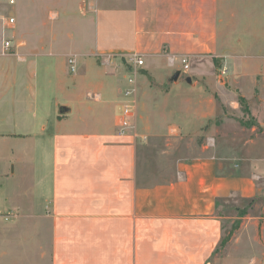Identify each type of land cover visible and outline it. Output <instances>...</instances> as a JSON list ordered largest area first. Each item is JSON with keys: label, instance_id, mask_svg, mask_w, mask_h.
<instances>
[{"label": "crops", "instance_id": "0c3cea01", "mask_svg": "<svg viewBox=\"0 0 264 264\" xmlns=\"http://www.w3.org/2000/svg\"><path fill=\"white\" fill-rule=\"evenodd\" d=\"M11 11L36 31L16 58L0 56V264H264V241L217 251L223 202L264 195L252 166L202 154L151 181L143 158L148 137L211 130L205 63L264 54V0H16ZM64 46V67L41 65ZM69 56L81 59L72 77ZM129 74L136 136L117 126Z\"/></svg>", "mask_w": 264, "mask_h": 264}, {"label": "rangeland", "instance_id": "374dc122", "mask_svg": "<svg viewBox=\"0 0 264 264\" xmlns=\"http://www.w3.org/2000/svg\"><path fill=\"white\" fill-rule=\"evenodd\" d=\"M16 20L13 36L25 43L18 48V52L15 51V55H0L1 57L16 58L27 45L26 35L36 31L34 25L31 29L29 25L23 24L20 17ZM52 21L50 18V27ZM64 50L65 46L58 52L55 60H44L41 65H52L55 72L57 68L64 67L65 63L61 62ZM246 51V48H239L236 53H240V56L210 57L206 61L205 64L210 67L207 73L210 79L205 83L210 85L206 87L213 95L216 107L215 116L205 121V128L210 127L211 130L203 132V135L178 132L171 136L148 137L144 142L143 155L145 179H170L177 159L211 153L228 157L230 162L244 168L250 169L252 166V170L260 175L257 180L264 188V54L248 55ZM227 54H232V50ZM183 57L190 63L187 56L178 57L179 61ZM88 59L91 61L93 57ZM80 60L77 58L75 73L81 68ZM68 73L69 77L74 74ZM185 73L187 72L182 71L181 77ZM129 77H133L136 84L135 74H129L125 77L122 88L127 84ZM219 210L225 216L221 241L229 234L233 225L236 227L227 242L232 239L264 241V195L248 201L231 198L223 202ZM9 220L11 219L5 221ZM225 245L217 249L220 256L226 255ZM255 251V256H260L263 255L264 249L256 247Z\"/></svg>", "mask_w": 264, "mask_h": 264}, {"label": "built area", "instance_id": "2783aa9c", "mask_svg": "<svg viewBox=\"0 0 264 264\" xmlns=\"http://www.w3.org/2000/svg\"><path fill=\"white\" fill-rule=\"evenodd\" d=\"M16 0H0V55L14 54L16 51V44L14 43L10 32L15 27V16L11 11V8L15 5ZM129 61L132 62L135 68L142 66L143 59L137 54H133L128 57ZM172 61V59H171ZM69 69L71 72H75V57L69 56L67 59ZM182 68L187 70L189 63L186 57L180 59ZM135 81L133 77L127 79V84L121 88L120 93V107L118 112V134L128 135L135 131L134 121V94H135ZM145 139V136L142 137Z\"/></svg>", "mask_w": 264, "mask_h": 264}, {"label": "trees", "instance_id": "16d2710c", "mask_svg": "<svg viewBox=\"0 0 264 264\" xmlns=\"http://www.w3.org/2000/svg\"><path fill=\"white\" fill-rule=\"evenodd\" d=\"M235 227L236 226L233 225V227H231V230L229 231V234L225 236V238L222 239L221 244H220L221 247L224 246L227 240L230 238V236L232 235V231L234 230Z\"/></svg>", "mask_w": 264, "mask_h": 264}, {"label": "water", "instance_id": "95a60500", "mask_svg": "<svg viewBox=\"0 0 264 264\" xmlns=\"http://www.w3.org/2000/svg\"><path fill=\"white\" fill-rule=\"evenodd\" d=\"M178 74H179V72L177 71V72H175L174 73V75H173V79H176L177 78V76H178Z\"/></svg>", "mask_w": 264, "mask_h": 264}]
</instances>
